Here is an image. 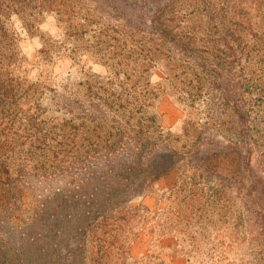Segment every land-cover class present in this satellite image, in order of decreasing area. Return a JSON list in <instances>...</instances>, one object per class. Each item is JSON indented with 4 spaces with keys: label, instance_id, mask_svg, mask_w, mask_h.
Returning a JSON list of instances; mask_svg holds the SVG:
<instances>
[{
    "label": "rangeland",
    "instance_id": "rangeland-1",
    "mask_svg": "<svg viewBox=\"0 0 264 264\" xmlns=\"http://www.w3.org/2000/svg\"><path fill=\"white\" fill-rule=\"evenodd\" d=\"M17 6L0 36L15 70L2 92L21 108L0 111V264H264L249 204L264 189V0ZM124 117L180 159L112 213L91 200L77 224L82 179L114 155L100 144L124 145Z\"/></svg>",
    "mask_w": 264,
    "mask_h": 264
},
{
    "label": "trees",
    "instance_id": "trees-1",
    "mask_svg": "<svg viewBox=\"0 0 264 264\" xmlns=\"http://www.w3.org/2000/svg\"><path fill=\"white\" fill-rule=\"evenodd\" d=\"M17 7V0H0V36L5 33H2L5 31L4 20L12 14L20 17L21 13H23ZM164 36H168V32ZM4 54L5 52L0 54V111L10 108L21 110L18 100L14 96H4L2 92L7 89L3 84L4 77L8 73L12 75L15 71L12 66L8 67L6 62H4ZM103 117L105 120L110 119L108 115ZM111 119L114 123L121 122L119 115L112 116ZM128 124L129 122L127 123L124 117V130L117 129L113 134L114 137L117 136L121 140L124 139L123 146L117 145L113 147V144L106 142L99 145L100 152H109V154L114 155L102 162H98L96 170L82 179L79 187V199L82 209H77L71 217L75 223H82L89 218V211L85 207L91 205V200H93V207L102 213H112L123 205L126 206L135 197L147 193L154 181L171 173L173 165L180 159L177 151L167 147L163 148L153 143L155 141L152 140V132H150L148 127L139 126L135 128ZM125 125H128V127ZM117 151H120V153ZM11 179L10 160L6 154H0V190L4 189L6 181L10 182ZM187 183V180H184L183 184ZM193 190L184 196L186 201H197L196 193ZM249 204L252 211H257L261 216L263 215L262 218L264 220L263 188L255 194L254 199H249ZM202 211L208 213L206 208L202 209ZM206 226L209 225L198 226L195 228L194 233L206 230L208 228ZM256 229L257 235L264 238V221L259 222Z\"/></svg>",
    "mask_w": 264,
    "mask_h": 264
}]
</instances>
